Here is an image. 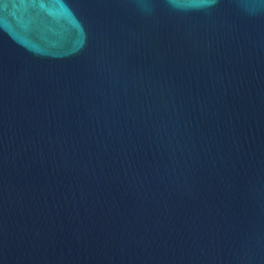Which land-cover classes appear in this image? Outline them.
<instances>
[{
    "label": "water",
    "instance_id": "95a60500",
    "mask_svg": "<svg viewBox=\"0 0 264 264\" xmlns=\"http://www.w3.org/2000/svg\"><path fill=\"white\" fill-rule=\"evenodd\" d=\"M0 264H264V0H0Z\"/></svg>",
    "mask_w": 264,
    "mask_h": 264
}]
</instances>
